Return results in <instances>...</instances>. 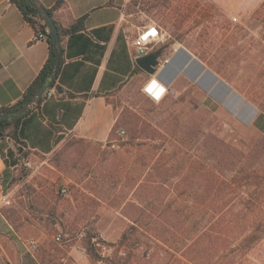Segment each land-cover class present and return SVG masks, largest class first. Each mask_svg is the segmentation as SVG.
I'll list each match as a JSON object with an SVG mask.
<instances>
[{
	"label": "rangeland",
	"instance_id": "1",
	"mask_svg": "<svg viewBox=\"0 0 264 264\" xmlns=\"http://www.w3.org/2000/svg\"><path fill=\"white\" fill-rule=\"evenodd\" d=\"M127 7L140 26L161 29L155 51L163 49L162 64L181 53L189 67L179 68L162 99L152 83L155 101L132 90L117 98L124 131L117 128L107 143L70 140L51 155L19 152L1 212L50 248H58V234L59 242H75L89 231L102 258L118 253L120 264L144 256L155 264H193L191 257L264 264V0H128ZM130 218L147 225L119 247ZM59 221L75 222L74 231ZM156 237L169 244L157 247ZM184 237L192 240L182 245Z\"/></svg>",
	"mask_w": 264,
	"mask_h": 264
},
{
	"label": "crops",
	"instance_id": "2",
	"mask_svg": "<svg viewBox=\"0 0 264 264\" xmlns=\"http://www.w3.org/2000/svg\"><path fill=\"white\" fill-rule=\"evenodd\" d=\"M39 2L53 11L52 17L62 31L56 86L63 93L56 91L52 97L32 104L19 126L20 139L34 153L51 155L70 140L107 143L121 116V109L115 105L117 98L129 90L146 94L150 81L153 87H160L158 93L162 92V86L169 87L180 77L179 68L189 67L187 54L180 52L159 79L139 67L133 40L143 26L128 10V0H64L60 6L58 0ZM71 27L76 30L69 32ZM35 36V29L18 7L11 0H0V107L16 103L48 60V40H35ZM200 65L197 69L201 70ZM9 141L7 138L5 143L9 145ZM2 143L0 264H103L90 258L81 243L83 233L75 242H58V248H50L42 235L18 232L3 215L1 208L7 198ZM69 199L75 208L79 206L72 195ZM31 242L36 243L35 249Z\"/></svg>",
	"mask_w": 264,
	"mask_h": 264
},
{
	"label": "trees",
	"instance_id": "3",
	"mask_svg": "<svg viewBox=\"0 0 264 264\" xmlns=\"http://www.w3.org/2000/svg\"><path fill=\"white\" fill-rule=\"evenodd\" d=\"M64 0H58L57 5L60 6L63 3ZM12 3H14L18 9L21 11L25 21H27L36 31V34H44L46 35V39L48 40L49 43V57L47 62L45 63V65L43 66V68L41 69V71L38 73V75L36 76V78L32 81V83L28 86V88L25 90V92L23 93L22 97L13 105L11 106H6V107H0V133L2 134V138H0L1 142H4L1 144V156L4 159V162L6 164V173L5 175L7 176L9 173V169L11 167H15L18 165V161L16 160V157L18 156V153L20 152V156L25 158L29 155L30 152H32L30 149H28L27 145L20 139L19 137V126L23 120V118L29 113V108L32 104L37 103L39 104L42 99L44 94L47 92L48 89L53 88L56 86V80H57V71H56V66L57 63L59 61V58H61L60 56V51H61V46H60V41L58 46H54L52 38L50 36L49 30L47 25L44 22V18H43V14H42V10L46 9L44 8L39 0H11ZM51 16H53V11L51 9H46ZM82 21V19L80 20V22ZM55 22V21H54ZM58 32H59V37L62 34L61 28L60 26L55 22ZM48 30V32H47ZM76 30V27H71L68 29L69 32ZM156 54H158L159 57L162 56L163 54V49H158L155 51ZM23 110H27L24 114L20 113ZM9 117L8 119L6 117ZM137 127V124H136ZM119 128H123V125H118V123L116 124V126L113 129L112 135L114 134V132L116 131V129ZM131 132V137L135 138L137 135V130H130ZM7 138L12 141L15 144V147H19L18 149L15 150V148H11L9 147L5 141L7 140ZM12 159V161L10 160ZM207 176H212L215 175V173L211 170L207 171L206 173ZM16 180V179H15ZM221 183H225V182H221ZM146 183L144 182L143 185L141 186V189H143V187H145ZM216 190L215 187V183L210 185L209 188V192L210 194L213 195V192ZM217 191V190H216ZM219 191V190H218ZM220 193V191H219ZM218 195V194H217ZM86 204H85V208H86ZM132 206H134V208H136V211H140L142 212L140 206H138L137 204H132ZM3 213V212H2ZM126 217L128 214H126L124 212ZM3 215H5L8 220L11 221V219L8 217V215L4 212ZM12 222V221H11ZM75 222H71L70 225L59 221V225L60 227L63 229V231H67L68 233H71L74 231L73 229V224ZM13 224V222H12ZM147 223H143L141 220L139 219H131L130 218V225L128 230L122 235V237L120 238V240L118 241V245L119 247L124 246L126 242H128L129 240H131L132 238V234L133 233H138L140 232L139 229L143 226H146ZM204 237H207V235H204ZM203 236L198 237L196 240H194L192 242V244H190V246H188V250L192 249V248H196L197 243L199 238H201V240H203ZM96 235L92 234L91 232H86V236H85V244L84 247L87 251V253L89 254L90 258L95 261H104L106 262V264H120L118 263V259L122 260V256L119 257L118 253L116 254V257L118 258L117 260H110V259H106L104 260V258H102V256L98 253V250L95 246V239H96ZM169 238H158L156 237V241L155 245L157 247H160V244H169ZM205 239V238H204ZM188 240H192V238H181L180 242L183 245H186V243H188ZM186 247V246H185ZM170 249V248H169ZM168 250H164L165 253H167V255H169V258H173L174 255L173 253H171ZM147 253V252H146ZM145 253V254H146ZM147 255V254H146ZM131 257V256H130ZM145 257V256H144ZM142 258H137V261L139 262V264H155L154 260L151 261H147L146 258L144 259ZM186 257V256H184ZM130 258L128 257V260ZM188 262L193 263V264H197L198 260L196 257H191V258H187ZM174 260V259H173ZM176 261H178V264H187L186 262H184L183 259H178L175 258ZM167 262V261H166ZM165 262V263H166ZM164 263V264H165ZM126 264V263H123ZM200 264V263H198Z\"/></svg>",
	"mask_w": 264,
	"mask_h": 264
},
{
	"label": "built area",
	"instance_id": "4",
	"mask_svg": "<svg viewBox=\"0 0 264 264\" xmlns=\"http://www.w3.org/2000/svg\"><path fill=\"white\" fill-rule=\"evenodd\" d=\"M42 39H46V35L40 33V34H36L35 36V40H42ZM163 33L161 31V29L155 25V24H149V25H145L141 28V30L139 31V33L137 34V36L134 38L133 40V46L135 48V57L137 60H139L140 58L150 54V53H154L156 47L161 44L163 42ZM170 64V60L166 59L164 64H162L161 59L159 57V65L157 67V73L154 75L156 76L158 79L161 77V75L163 74V69L167 67V65ZM160 66L162 68H160ZM152 83V81H150V83L148 84V86ZM161 84V83H160ZM148 86H147V91H148ZM165 90L160 92L158 95H161V99L166 95L168 87H165ZM159 87H154V93L156 94V92H158ZM56 90L55 88H50L47 90L45 96L43 97V99H47L52 97L55 94ZM152 97L153 95L151 93H149ZM124 133V132H122ZM62 192L64 194L67 193L66 189H63ZM56 241H61L62 240V236L60 234H58L55 237ZM31 247L33 249L36 248V243L31 242L30 243Z\"/></svg>",
	"mask_w": 264,
	"mask_h": 264
},
{
	"label": "water",
	"instance_id": "5",
	"mask_svg": "<svg viewBox=\"0 0 264 264\" xmlns=\"http://www.w3.org/2000/svg\"><path fill=\"white\" fill-rule=\"evenodd\" d=\"M42 14H43L44 22L48 27V30H49L50 36L52 38L53 44H54V46H58L60 37H59V32H58L57 26L54 22V19L46 9L42 10ZM60 56H61V51H60ZM60 63H61V58H59V61H58L57 66H56L57 72L59 70ZM137 63L139 65V67H141L146 73H148L151 76H154L157 73V67L159 65V56L155 52L150 53V54L140 58L137 61ZM55 90L59 94L63 93V90L60 88V86H56ZM26 111L27 110H23L20 113V115L24 114ZM6 118L8 119L9 117L7 116ZM0 138H2L1 133H0Z\"/></svg>",
	"mask_w": 264,
	"mask_h": 264
},
{
	"label": "clouds",
	"instance_id": "6",
	"mask_svg": "<svg viewBox=\"0 0 264 264\" xmlns=\"http://www.w3.org/2000/svg\"><path fill=\"white\" fill-rule=\"evenodd\" d=\"M155 82L156 83H161L159 80H155ZM146 90V89H145ZM146 94L150 97V98H152V96L149 94V92L146 90Z\"/></svg>",
	"mask_w": 264,
	"mask_h": 264
}]
</instances>
